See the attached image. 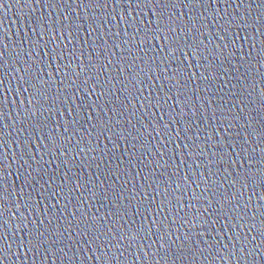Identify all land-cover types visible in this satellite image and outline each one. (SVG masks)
I'll list each match as a JSON object with an SVG mask.
<instances>
[{
    "label": "snow or ice",
    "instance_id": "snow-or-ice-1",
    "mask_svg": "<svg viewBox=\"0 0 264 264\" xmlns=\"http://www.w3.org/2000/svg\"><path fill=\"white\" fill-rule=\"evenodd\" d=\"M131 3H132V0H129V4H131ZM153 3H158V4H160V5H163V4L165 3V0H153ZM140 4H141V0H136V5H137V7H139ZM156 15H157V25H158V29H159V31L163 32V31H165L166 29H164V28H159V23H160V21H161V19H162L161 16H160L159 11H157ZM153 38H155V37H153ZM170 43H171V42H170ZM0 83H2V81H0ZM261 187L264 188V185H261ZM2 199H3V196L0 195V200H2ZM0 214H2V211H0ZM29 242L31 243V240H30Z\"/></svg>",
    "mask_w": 264,
    "mask_h": 264
}]
</instances>
